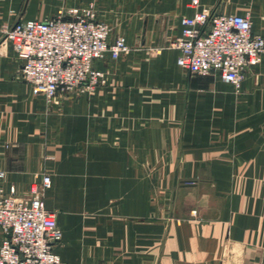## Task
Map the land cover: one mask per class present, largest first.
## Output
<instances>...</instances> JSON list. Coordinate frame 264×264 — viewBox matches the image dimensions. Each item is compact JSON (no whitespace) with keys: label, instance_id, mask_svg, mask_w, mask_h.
<instances>
[{"label":"crops","instance_id":"obj_1","mask_svg":"<svg viewBox=\"0 0 264 264\" xmlns=\"http://www.w3.org/2000/svg\"><path fill=\"white\" fill-rule=\"evenodd\" d=\"M91 7L121 9L142 47L52 103L0 34V197L30 199L51 177L62 264H264V53L237 89L148 49L204 10L249 15L264 36V0H0V28Z\"/></svg>","mask_w":264,"mask_h":264},{"label":"built area","instance_id":"obj_2","mask_svg":"<svg viewBox=\"0 0 264 264\" xmlns=\"http://www.w3.org/2000/svg\"><path fill=\"white\" fill-rule=\"evenodd\" d=\"M181 26L182 34L171 48L179 53L178 65L192 75L219 74L240 89L246 71L258 65L264 53V36L253 33L249 15L214 16L204 10L182 18ZM0 34L2 43H12L22 61L23 79L48 103L97 87L104 74L95 62L118 60L129 51L125 38L110 41L108 24L91 11L3 26ZM50 186L47 175L32 188L30 199L16 197L15 189L0 197V264H62L54 248L63 233L44 199Z\"/></svg>","mask_w":264,"mask_h":264},{"label":"rangeland","instance_id":"obj_3","mask_svg":"<svg viewBox=\"0 0 264 264\" xmlns=\"http://www.w3.org/2000/svg\"><path fill=\"white\" fill-rule=\"evenodd\" d=\"M89 11L95 12L96 17L98 18V14L100 11L98 12V10L94 9L93 7H91V8H70V9H67L64 11L62 10L61 13L57 14L55 17L62 16V15L66 16V17L76 16L79 14H87ZM101 15L99 14L100 18H102L105 21V23L108 24L110 31H111V34L113 36H117V37L121 36V37L125 38L127 46L129 48V51L124 56H127L128 54H130V52L134 49H141V47H142L141 43L142 42L140 40H138V38L136 37V35L141 33V26L138 27L137 33L132 30V28H134L133 26H131V27L130 26H123V24H122V10L121 9L109 10L108 19H106L107 17H105L104 14H101ZM128 36L131 37L130 40H129ZM173 41L174 40L168 41L166 45L161 46V47L154 46L155 48H153L152 46H148V49H150L152 51V54L158 53V51H162V50H173L171 48V44ZM104 80H105V78H104ZM21 199H24V198H21ZM44 199H45V196H44Z\"/></svg>","mask_w":264,"mask_h":264}]
</instances>
